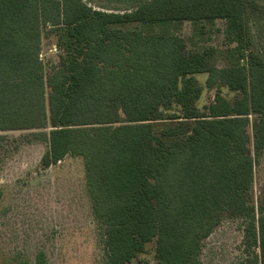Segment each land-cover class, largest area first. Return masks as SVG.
Here are the masks:
<instances>
[{"label": "trees", "instance_id": "16d2710c", "mask_svg": "<svg viewBox=\"0 0 264 264\" xmlns=\"http://www.w3.org/2000/svg\"><path fill=\"white\" fill-rule=\"evenodd\" d=\"M250 8L148 0L109 12L85 0H0V164L33 142L47 144L44 169L82 157L106 264L130 263L153 241V264H200L204 240L228 216L244 221L246 256L235 264H264V194L257 207L248 130L253 116L259 157L264 54L253 45ZM216 20L233 44L225 66L214 47L189 49L178 34L141 28L189 21L204 33ZM51 35L59 60L48 71L42 46ZM197 74L237 96L219 88L199 108ZM12 131L26 133L12 139ZM37 261L47 264L43 252Z\"/></svg>", "mask_w": 264, "mask_h": 264}, {"label": "rangeland", "instance_id": "374dc122", "mask_svg": "<svg viewBox=\"0 0 264 264\" xmlns=\"http://www.w3.org/2000/svg\"><path fill=\"white\" fill-rule=\"evenodd\" d=\"M92 7L109 12H127L148 0H85ZM249 21L254 48L264 54V0H248ZM132 26V25H131ZM130 28H135L132 26ZM138 28V27H136ZM147 34L172 32L184 38L189 49L214 47L217 65L228 63V49L233 47L225 36L226 23L216 20L206 23L203 32L189 21L165 26L141 27ZM202 35H201V34ZM55 36H44L42 57L48 68L59 60L55 50ZM202 86L199 108L210 104L217 91L206 87L207 74H197ZM221 89V88H220ZM222 93L233 100L237 93L223 87ZM204 110V109H203ZM250 147L255 159L254 182L251 196L259 206L264 194V150L257 157L251 116ZM26 131H12L14 139ZM47 150L42 142L24 143L18 149L10 148L2 156L0 183V264H39L44 253L47 264H106L101 227L94 215L86 185L84 160L68 155L44 169L41 159ZM244 221L225 217L204 240L200 264H235L246 256ZM155 241L146 251L127 264H153Z\"/></svg>", "mask_w": 264, "mask_h": 264}, {"label": "crops", "instance_id": "0c3cea01", "mask_svg": "<svg viewBox=\"0 0 264 264\" xmlns=\"http://www.w3.org/2000/svg\"><path fill=\"white\" fill-rule=\"evenodd\" d=\"M54 49L57 50L56 47Z\"/></svg>", "mask_w": 264, "mask_h": 264}]
</instances>
